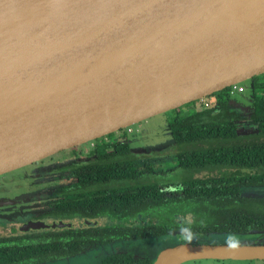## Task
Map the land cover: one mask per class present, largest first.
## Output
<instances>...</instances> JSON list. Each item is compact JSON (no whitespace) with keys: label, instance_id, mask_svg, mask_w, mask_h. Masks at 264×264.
<instances>
[{"label":"water","instance_id":"water-1","mask_svg":"<svg viewBox=\"0 0 264 264\" xmlns=\"http://www.w3.org/2000/svg\"><path fill=\"white\" fill-rule=\"evenodd\" d=\"M263 73L264 0H0V174ZM200 259L261 260L264 241L178 243L152 264Z\"/></svg>","mask_w":264,"mask_h":264},{"label":"trees","instance_id":"trees-1","mask_svg":"<svg viewBox=\"0 0 264 264\" xmlns=\"http://www.w3.org/2000/svg\"><path fill=\"white\" fill-rule=\"evenodd\" d=\"M263 78L264 73L250 83V92L261 94L248 99L252 111L244 118L254 125L249 132L238 130L244 114L232 108L229 87L210 94L206 107L183 115L180 107L172 109L168 128L177 167L190 173L180 180L177 192L164 191L155 177L138 170L127 140L107 143L101 138L91 151L93 158L72 167L73 181L61 187L47 213L51 218L104 217V223L3 234L0 264H39L118 240L171 232H264V196L243 192L246 187H264ZM200 172L206 173L196 176ZM152 262L148 256L120 252L106 255L101 264Z\"/></svg>","mask_w":264,"mask_h":264},{"label":"rangeland","instance_id":"rangeland-1","mask_svg":"<svg viewBox=\"0 0 264 264\" xmlns=\"http://www.w3.org/2000/svg\"><path fill=\"white\" fill-rule=\"evenodd\" d=\"M261 77L262 74L257 75ZM264 79V78H263ZM244 87V91L231 96V102L241 106L243 111V119L240 120L238 130L240 132H249L253 130L254 125L249 121L247 114L252 111V104L248 100L258 97L261 93L256 90L250 92V82L245 80L239 83ZM208 97V96H207ZM200 101L194 100L180 106L181 115L187 114L193 109H199ZM173 115V110H168L151 117H148L140 122L131 125L132 131L127 132L126 128H121L118 132H113L108 135L110 141H115L116 137L123 131L130 141L132 150L137 156L135 164L139 171L147 172L151 177H155L161 184L164 191L177 192L179 182L184 177H189L190 173H186L177 167L175 155V146L172 141L168 121ZM102 137L86 141L79 145L73 146L66 150L54 153L51 158V171L40 172L37 168L27 167L26 170L37 171L39 175L34 176V179H26L12 181L11 183L0 184V200H8L11 203L0 204V217L5 221H9L16 217L24 219L29 209L37 203H40V198L34 197L33 194L38 193L43 188L62 185L69 176V173L63 169V165L80 161L87 158L90 153L91 143L100 141ZM147 152V153H141ZM172 169V171H169ZM160 172H163L162 175ZM188 172V171H187ZM25 173L19 170L12 172L11 175H20ZM35 173V174H36ZM206 172H200L198 175H204ZM70 181V180H68ZM67 181V182H68ZM46 182V183H45ZM45 183V184H44ZM245 194L264 196V187H246L243 188ZM20 203V204H19ZM2 221V220H1ZM250 231L246 234L233 233H169L156 237H145L138 240H118L108 244L96 246L93 249L83 251L67 257L65 259L53 260L51 262L39 264H101L102 259L112 253L130 252L135 256H148L154 260L160 250L168 246L178 243L190 244H253L264 241V232L253 233ZM182 264H264V259L261 260H223L217 261L214 259L190 260Z\"/></svg>","mask_w":264,"mask_h":264},{"label":"flooded vegetation","instance_id":"flooded-vegetation-1","mask_svg":"<svg viewBox=\"0 0 264 264\" xmlns=\"http://www.w3.org/2000/svg\"><path fill=\"white\" fill-rule=\"evenodd\" d=\"M234 105H236V104H234ZM102 138H103L104 142H107V143L108 142H112V141L109 140L108 136L107 137L104 136ZM116 140H127L129 142V144H130L129 139L126 137V133L123 132V131L116 137ZM90 143H91L90 144L91 145V149H90L89 156H87V158H83L80 161H76L74 163H70V164H66V165L62 166L63 169H65V171H67L69 173V176L67 177V180L62 185H60V186L59 185L51 186V183H50V184H48V187H45L41 191H39L38 193L33 194L34 197L38 196L37 198H40V203H37L34 206H32L29 209V211L27 212V215L24 216L25 217L24 219L23 218L20 219L21 217L19 218V216L17 218V216H16V217H13V219H11L9 221H5L4 218L0 217V236H2L3 234H6V235L9 234L6 231L7 228H9L10 226H13L15 223L23 222L26 219H39V218H48V217L51 218V214H49L47 212L49 210H51V205L58 200V198H59L58 196H59V193L61 191V187H63L64 185H67L71 181H73L72 167L74 165H77V164L86 163L87 161H89V160H91L93 158V153L91 151L96 146V142H90ZM130 148H131V145H130ZM131 150H132V148H131ZM52 155H49L47 157H44L42 159H39L37 161L31 162V163H29L27 165H24L22 167H18L16 169L11 170V171H8V172L0 174V184H2V183H4V184L5 183H11L12 181H15V180L18 181L20 179L22 180V178H24L22 180V182H24V181H26V179H31V178L34 179V176L39 175L40 172L51 171V162H52L51 158L53 157ZM28 166L29 167L31 166L33 168H37L36 170H40V172L36 173L37 171L33 172V171H30L29 169L26 170V168ZM19 170L24 171L25 173H20V175H11V176H9L10 173L15 172V171L18 172ZM68 180H70V181H68ZM43 230H51V229H43ZM43 230H41V231H43ZM32 232H39V231L31 230V231H29L27 233H18V234H31ZM171 233H173V232H171ZM18 234H16V235H18ZM185 234H188V233H185ZM71 257H73V256H71ZM60 259H65V258H60ZM60 259H56V260H60ZM46 262H51V260L46 261Z\"/></svg>","mask_w":264,"mask_h":264},{"label":"built area","instance_id":"built-area-1","mask_svg":"<svg viewBox=\"0 0 264 264\" xmlns=\"http://www.w3.org/2000/svg\"><path fill=\"white\" fill-rule=\"evenodd\" d=\"M228 87H229V93L231 95H234V94H237V93H241V92L244 91V87L242 85H239L238 83L232 84V85H230ZM211 99L212 98H209L207 96L204 97V98L199 99V101L201 103L199 105V107L200 108H203V107L208 106L210 104ZM125 128H126L127 132H131L132 131L131 125L130 126H127Z\"/></svg>","mask_w":264,"mask_h":264}]
</instances>
